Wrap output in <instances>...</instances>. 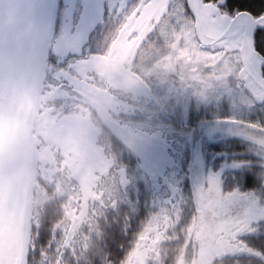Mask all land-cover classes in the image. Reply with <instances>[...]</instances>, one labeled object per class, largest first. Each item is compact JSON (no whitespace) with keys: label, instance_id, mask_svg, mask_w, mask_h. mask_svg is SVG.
<instances>
[{"label":"snow or ice","instance_id":"6c2138e0","mask_svg":"<svg viewBox=\"0 0 264 264\" xmlns=\"http://www.w3.org/2000/svg\"><path fill=\"white\" fill-rule=\"evenodd\" d=\"M45 7L53 24L43 53L51 66L44 115L54 117L106 90L127 141L122 115L129 105L124 97L134 88L117 89L109 83L126 74L145 85L158 67L172 62L195 95L203 97L219 85L264 104V9L230 13L226 0H45ZM113 56L119 58L118 65L104 63ZM153 56L158 58L147 66ZM246 126L264 131V126ZM112 171L118 190L126 182L124 170L115 161ZM117 204L112 197L101 205L107 223L108 211ZM256 204L255 197L226 192L219 175H209L197 186L190 213L169 201L145 221L119 264H127L132 249L140 241L147 246L154 235H175L190 244L198 237L208 247L210 264H235L233 258L242 253L259 255L242 239L264 230V206L257 214L252 211ZM45 227L33 229L31 244L12 250L10 264H49L42 251H51L49 230L48 243L40 244Z\"/></svg>","mask_w":264,"mask_h":264},{"label":"rangeland","instance_id":"374dc122","mask_svg":"<svg viewBox=\"0 0 264 264\" xmlns=\"http://www.w3.org/2000/svg\"><path fill=\"white\" fill-rule=\"evenodd\" d=\"M157 58L153 56L147 66H151ZM175 65L176 62L161 65L146 79L150 91H145L141 86L142 94L149 97L152 94L154 100H148L143 95L129 96L132 105L122 116L133 136V139H127L129 145L135 147L139 156L155 169H149L133 154L128 156L125 151L115 148L116 164L124 170L126 182L118 187L114 195L103 196L104 201L112 197L118 201L117 207L107 213L108 223L104 214L99 215V209L94 207L87 215V221L79 223L75 229L70 251L78 261L85 258L82 255L85 254V238L94 222L101 233H105L108 259L113 264H119L130 250L134 236L151 215L168 207L169 201L178 204L185 214L190 213L197 186L212 174L219 175L226 192L237 191L241 195L255 197L257 204L252 209L254 213L258 214L264 206L261 199L264 192V143L261 142L264 141V131L259 127L249 128L233 118L198 122L194 128L187 123L195 114L217 113V107L225 100L232 108L247 110L250 108L248 98L219 85L209 89L203 97L195 95L193 88L184 82L182 69ZM150 82H153L152 87ZM199 110H203V113ZM239 163L242 164L238 166ZM250 174L255 175L259 186L256 190L246 191L242 181ZM62 189L63 186L56 185L55 181L53 187L47 188L48 199L44 203V211L52 207L54 210L62 209V212L65 210L68 194ZM37 212L36 208L33 214ZM52 219L49 217L44 222L40 217L34 229L47 225L43 229V238H48L50 232L60 235L52 243L51 251L55 250V254L58 250L64 251L59 249L57 241L63 238L61 230H68V224L62 220L59 229L55 227L51 230L50 223L46 222ZM132 228L134 233L131 232ZM71 229L67 232L68 236ZM259 235L263 236L264 230L246 234L242 239L249 244ZM191 241L190 244L187 238L177 240L175 235H154L147 246L145 241H140L132 249L127 264H210L208 247L198 237L193 236ZM117 249L122 254L121 258ZM233 259L235 264H264L262 256L248 253L237 254Z\"/></svg>","mask_w":264,"mask_h":264},{"label":"clouds","instance_id":"9594fccd","mask_svg":"<svg viewBox=\"0 0 264 264\" xmlns=\"http://www.w3.org/2000/svg\"><path fill=\"white\" fill-rule=\"evenodd\" d=\"M52 24L45 0H0V116L5 121L25 97L31 98L33 111H38L45 102L51 66L43 53ZM109 86L123 89L122 78L110 82ZM101 107L107 115L101 113ZM114 112L111 100L93 93L67 113L63 111L54 117L44 115L38 120L31 117L21 143L18 146L5 144L0 154V168L6 171L9 166H16L23 187L35 193L28 201L26 216L30 218L37 206L43 210L48 199L47 188L53 187V181L63 186L62 190L69 197L82 193L84 177L88 178L89 190L102 191L106 196L116 193L112 171L116 161L115 137L109 124L115 118ZM69 186L75 187L77 192H69ZM104 203L102 200L101 205ZM98 214L103 215L104 210L100 208ZM36 215L41 216L42 211ZM25 233L26 244H31L30 226H25ZM104 237L105 233L93 222L84 244L85 252L93 251L86 257L85 264H111ZM72 243L70 235L58 240L59 249L64 251L53 254L42 249L47 252L44 258L49 264H71L67 257L71 256ZM53 255L57 257L55 260Z\"/></svg>","mask_w":264,"mask_h":264},{"label":"water","instance_id":"95a60500","mask_svg":"<svg viewBox=\"0 0 264 264\" xmlns=\"http://www.w3.org/2000/svg\"><path fill=\"white\" fill-rule=\"evenodd\" d=\"M39 111H33L31 98L25 97L7 121L0 116V154L6 143L12 146L21 143L28 120L37 116ZM31 195L34 192L29 193L23 187L16 166H9L6 171L0 168V261L5 264H10L12 250L26 244L28 239L25 226L31 225L33 215L26 216V207ZM100 198L98 196L96 202L99 203Z\"/></svg>","mask_w":264,"mask_h":264},{"label":"flooded vegetation","instance_id":"af4514ba","mask_svg":"<svg viewBox=\"0 0 264 264\" xmlns=\"http://www.w3.org/2000/svg\"><path fill=\"white\" fill-rule=\"evenodd\" d=\"M154 36L152 37V39L154 38ZM124 55H126V53H124ZM104 63L109 64V65H118L120 63V60H119L118 57H114L113 56V57L107 58V60H105ZM121 78H122V82L124 84V88H130V87L134 88L133 91L128 92L127 96L124 97L125 102L128 105H132L130 103L131 99H129V96H131V97L132 96L139 97V96L143 95V96H147L146 98L148 100L151 99V101H152V100L155 99V98L152 99V94H150L151 97H149L148 95H145V93L142 94L141 86H144L145 91H150L151 90V89L149 90L148 84L146 82H145V85L142 82L137 85V81H138L139 78H136L135 80H133L132 78H130L126 74L122 75ZM152 85H153V82H150V87H152ZM96 94L102 95L106 99L111 100V98L106 94V90H99V91L96 92ZM40 109L41 110H40L39 116H40V118H43V116H44L43 107L41 106ZM67 111H68V109L64 110L65 113H67ZM100 111H101V113L103 115H107V112L105 111V109L103 107L100 108ZM108 111H111V109H109ZM115 111H116V109H115ZM114 116H115V118L109 121L110 128H111V134L115 137L114 138V148H113L114 152H115V148H117L119 150L125 151L128 156L133 154L135 157H138V159L141 162H144V164H146L149 167V169L154 170L155 167L152 166L151 164H148L147 161L143 157H140L138 152L136 151L135 147H132V145H129L128 141L125 140L124 134H123V132H122V130L120 128V125L118 123L119 117L116 114V112H114ZM130 134L131 133L129 131V136H128L127 139H129L131 137L133 139V136L130 135ZM124 167L127 168L126 166H124ZM146 173L149 174L148 171ZM81 183H82V188H84V192H86V194L84 193L85 195H83V192H82L80 195H75V196L72 195L71 197L68 196L67 202H66L68 204L65 206V210H63V212H62V209L61 210L60 209L54 210L53 209L54 207H52V208H50L49 210H46V211H44V209L41 210V208L39 206L37 207V211L38 212L42 211V215L39 216V218L41 217V219H42L41 221L45 222V220L49 219V217L53 218L52 220H48L46 222V223H50V225H51L50 227L52 228L51 230L54 229V227H53L54 225L60 224V222L62 220H64L66 222V224H68V226H67L68 230H63V231L61 230V233H62L61 235L65 239L68 237L67 232H69V230L72 227L70 236H71V239L73 240L74 237H75V234H74L75 229L77 228L79 223L87 221L86 220L87 219V215L91 213V211H92V209L94 207L98 208L99 210L101 208V204H97V202H96L97 199L96 198H94L93 200L92 199L90 200L88 198L90 192L92 191V190H89L87 188L88 178L87 177L82 178V182ZM54 187H55V185H54ZM69 192L76 193L77 189L75 187L69 186ZM92 193L96 194V195H102L101 201L103 200L104 193L102 191H99V192L98 191H92ZM33 215H34V221H35L33 226H34V228H36L37 226L35 225V223H38L39 218L35 215V213ZM60 217H62L63 219L60 218ZM131 232L134 233V230L132 229ZM59 237H60V235H56V234L52 235L51 236V240L49 241V243L52 245V243H54V240L56 238H59ZM43 240L47 244L48 240H49V237L47 239L46 238H42L40 240V243ZM54 249H56V246H55ZM92 251L93 250H90L89 253L85 252V254L83 255L85 258L83 260H79V261L77 260V257H75L72 254L73 251H70V253H71V256H70L71 264H85L86 257L88 255H91ZM117 251H118V249H117ZM54 252H55V250L52 251L53 254H54ZM118 253H119V251H118ZM52 258L56 259L57 257L55 255H53Z\"/></svg>","mask_w":264,"mask_h":264},{"label":"trees","instance_id":"16d2710c","mask_svg":"<svg viewBox=\"0 0 264 264\" xmlns=\"http://www.w3.org/2000/svg\"><path fill=\"white\" fill-rule=\"evenodd\" d=\"M226 3L228 5V7H226V11H229L230 13L247 12V11L257 12L261 9H264V0H226ZM228 102L229 101H226V100L221 102L220 107H217V110H218L217 113H215L214 111L212 113H208L204 115L195 114V116L191 117L189 121L187 122L188 126L191 128H194L196 124H198V122H205L207 120L211 121L213 119H228V118L229 119L233 118L234 120H237L239 122L242 121L244 124L251 123V124H256L259 126H264V108H263L264 104L262 103L259 104L258 102L250 103L249 101L248 106L250 108L249 109L247 108V110L243 111L238 108H232L230 103ZM199 112L203 113V110H199ZM241 164L242 163H239L238 166ZM256 179L257 178L253 174L246 175L244 177V180L242 181L244 184L243 186L244 190L246 191L256 190L257 187L259 186ZM261 199L264 201V192H263V195L261 196ZM34 222L35 221L33 219L32 226L34 225ZM33 229H34V226H33ZM32 233H33V230H32ZM31 237L33 239L34 235ZM40 244L46 245L44 240ZM110 245L113 246V244L111 243ZM249 246L253 248L256 252L260 253L259 255L262 256V258H264V235L263 236L259 235L258 238L256 237L250 240ZM119 258H121L120 253H119Z\"/></svg>","mask_w":264,"mask_h":264}]
</instances>
